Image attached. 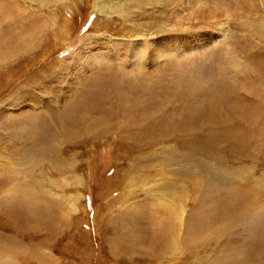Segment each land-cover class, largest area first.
Returning <instances> with one entry per match:
<instances>
[{"label":"rangeland","instance_id":"rangeland-1","mask_svg":"<svg viewBox=\"0 0 264 264\" xmlns=\"http://www.w3.org/2000/svg\"><path fill=\"white\" fill-rule=\"evenodd\" d=\"M183 2L0 0V264H264V0Z\"/></svg>","mask_w":264,"mask_h":264},{"label":"bare ground","instance_id":"bare-ground-1","mask_svg":"<svg viewBox=\"0 0 264 264\" xmlns=\"http://www.w3.org/2000/svg\"><path fill=\"white\" fill-rule=\"evenodd\" d=\"M41 1V0H40ZM44 0H42V2H43ZM134 2H136V4L137 5H139V0H133ZM174 0H156V2H157V4L158 5H163L162 7H165V2H167L170 6H171V3L173 2ZM45 3V2H44ZM133 3V2H132ZM121 4V3H120ZM122 4H124V3H122ZM136 4H133V5H136ZM183 5H184V11L183 12H190V11H193L194 9H196L197 11H200V10H198V9H201V11L200 12H202L203 10L205 11V6H207L205 3H201V0H189V2L185 5V2H183ZM129 6V5H128ZM209 6L211 7V8H213L215 11L217 10V12H218V15H220L221 16V13H220V10L222 11L223 9H222V7H220V10L218 9V7L217 6H215V5H213V4H209ZM99 7V6H98ZM120 7H123V6H120ZM124 8V7H123ZM129 8V7H128ZM100 8H98L97 10H99ZM208 9V8H207ZM101 11V10H100ZM127 11H128V9H127ZM203 11V12H204ZM206 11H208V10H206ZM210 11V10H209ZM213 11V10H212ZM203 12H202V14H203ZM126 13V12H125ZM136 13L137 14H141V13H138V11H136ZM191 13V12H190ZM214 13V12H213ZM220 13V14H219ZM223 13H224V11H223ZM121 15H123V13H120ZM147 14V13H146ZM145 14V15H146ZM196 14H198V12L196 13ZM208 14V13H207ZM215 14V13H214ZM150 14H148V15H146V16H149ZM209 16H211V15H209ZM200 17V16H199ZM212 18V17H211ZM214 21V20H213ZM219 22H221V21H219ZM215 25V24H214ZM216 27H217V25H216ZM215 31V30H214ZM208 35V34H207ZM211 35H212V33H211ZM170 37V36H169ZM190 37V36H189ZM178 38H180V42L182 43V44H185V43H191L192 44V41H195V42H197V43H206L207 42V38H209V36H201V35H197V36H194V37H190V38H188V37H186V38H181V36H173V37H170L169 38V40H172L173 42H175V40H177ZM211 38V37H210ZM178 41V42H179ZM158 43V42H157ZM208 43V42H207ZM209 44V43H208ZM158 47V46H157ZM160 47H162V45H160ZM159 47V48H160ZM175 47V46H174ZM187 47V46H186ZM158 48V49H159ZM158 59V58H157ZM135 73V72H134Z\"/></svg>","mask_w":264,"mask_h":264}]
</instances>
